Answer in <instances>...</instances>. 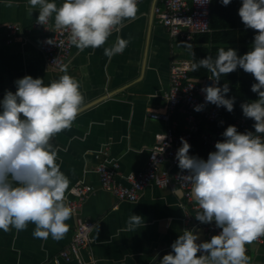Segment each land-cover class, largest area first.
I'll list each match as a JSON object with an SVG mask.
<instances>
[{
	"label": "clouds",
	"instance_id": "clouds-1",
	"mask_svg": "<svg viewBox=\"0 0 264 264\" xmlns=\"http://www.w3.org/2000/svg\"><path fill=\"white\" fill-rule=\"evenodd\" d=\"M220 2L228 6L232 0ZM241 4L242 23L257 33L251 50L239 56L232 48H220L215 58L207 56L192 67L206 69L215 82L201 89L205 102L229 113L235 98H226L230 88L227 83L218 86L221 77L238 68L254 77L251 91L258 99L241 108L244 117L254 121L255 132L240 133L228 126L207 160L189 155L191 145L181 138L176 160L181 173L188 174L180 176L181 184L172 193L183 199L187 186L197 205L195 219L201 224L214 222L222 231L209 242L197 243L199 234L183 230L159 264H251L246 246L264 236V0ZM7 6L12 7V0ZM34 10L39 13L37 24L53 21L54 30L67 33L70 44L83 52L105 46L126 21H134L138 0H63L59 6L49 0H27V14L32 16ZM129 43L117 36L104 47V55L110 61ZM60 71L64 74L47 85L32 76L18 79L17 91H8L0 101V230L19 233L33 224V238L44 241L63 239L68 231L65 222L73 212L66 196L70 180L57 163L52 140L72 127L85 106L81 83L68 74V65ZM203 108L198 105L195 111ZM142 224L143 217L131 215L122 231H136Z\"/></svg>",
	"mask_w": 264,
	"mask_h": 264
},
{
	"label": "crops",
	"instance_id": "crops-1",
	"mask_svg": "<svg viewBox=\"0 0 264 264\" xmlns=\"http://www.w3.org/2000/svg\"><path fill=\"white\" fill-rule=\"evenodd\" d=\"M49 2L59 6L63 0ZM154 4L155 0L138 3L137 18L130 23L126 21L105 46L83 52L74 47L66 63L68 74L82 85L85 106L72 127L57 134L52 144L57 149V163L70 180L67 201L73 197L74 185L94 187L78 215L95 223L90 248L80 253L83 264H159L164 255L172 252L171 245L185 229L199 234L197 243L211 239L203 226L185 221L187 201L173 195V188L150 184L137 201H119L100 187L96 171L103 161L117 162V178L127 183L129 176L143 168L150 150L165 131L164 123L150 114L166 110L171 65L177 61L194 64L195 50L208 45L195 37L189 42L171 38L154 13ZM26 5L27 0H12V7H8L7 0H0V101L8 91L15 93V81L25 76L43 79L47 85L64 74L60 69L50 68L40 51L42 28L19 33L11 43L7 41V23L31 29L37 22L39 13L34 10L29 16ZM53 23L50 20L49 32L54 31ZM117 36L130 43L123 54L109 61L104 47L111 46ZM176 118L182 126L183 114L177 113ZM214 124L199 123L193 140L196 152L210 151L203 144L206 134L219 141ZM164 167L171 173L176 170L170 163ZM131 215L143 217V224L136 231H122ZM76 219L77 215L72 213L65 222L68 231L59 241L33 238V224L19 233L14 229L0 230V264H41L52 259L71 242ZM246 248L251 264H264V236L261 242L256 240ZM61 264L79 262L72 259Z\"/></svg>",
	"mask_w": 264,
	"mask_h": 264
},
{
	"label": "built area",
	"instance_id": "built-area-1",
	"mask_svg": "<svg viewBox=\"0 0 264 264\" xmlns=\"http://www.w3.org/2000/svg\"><path fill=\"white\" fill-rule=\"evenodd\" d=\"M146 0H138V3ZM211 4L212 0H155L154 13L160 23L166 28L170 37L176 40L189 42L198 34L211 33ZM7 41L11 43L15 35L24 32H31L33 29L42 28L43 36L40 41V51L47 65L52 69H60L66 65L74 46L67 39L65 32H49L48 24L39 25L35 22L31 29H24L17 23H7L5 25ZM48 40H53V44H48ZM54 61H56L54 63ZM193 63L191 61H177L171 65V79L168 92L165 94L167 107L164 112H152L151 118L160 120L165 125V131L158 142L152 147L147 160L142 169L127 178V183L120 182L117 178L119 164L117 162L103 161L96 167L99 175L100 187L111 193L119 201L135 202L139 199L144 188L150 184L157 187H179L181 173L176 160V153L182 147L181 138H184L191 145L189 155L207 160L209 153L216 151L217 142L215 136L206 134L203 137V144L209 147L207 154H200L193 148L194 136L198 130L199 123L208 125L219 122L224 126H235L240 133L247 131L255 132L247 119L237 118L228 123L224 118H220L222 107H217L205 102V94L201 89L213 86L214 81L211 75L196 78L191 76L190 71ZM219 86V85H218ZM204 105L202 111H195V107ZM177 113H182L184 122L181 123L176 118ZM166 137V139L164 138ZM170 163L176 170L171 173L164 167ZM94 191L92 185L78 183L71 189L73 195L68 199L76 219V227L71 242L62 249L52 259L41 264H61L62 261L76 259L79 264H83L80 253L83 249H89L92 243L91 233L95 227L93 221L84 220L79 217V212L85 198ZM185 199V221H194L196 225L203 226L209 237L219 235L222 231L215 226V223L201 224L195 219L197 205L188 195L189 189L184 188ZM191 209V210H190ZM262 241V236L257 239ZM93 260V257H91Z\"/></svg>",
	"mask_w": 264,
	"mask_h": 264
},
{
	"label": "trees",
	"instance_id": "trees-1",
	"mask_svg": "<svg viewBox=\"0 0 264 264\" xmlns=\"http://www.w3.org/2000/svg\"><path fill=\"white\" fill-rule=\"evenodd\" d=\"M242 6L241 0H232L228 6H223L220 0H212L211 4V33L198 34L195 39L199 42L207 43L205 47H198L195 50L194 63L206 58L207 56L216 57L218 50L224 48H232L237 51L239 56L246 54L251 50L254 42V36L257 34L254 30L246 29L238 15L239 8ZM232 16V20L230 17ZM208 72L204 68L192 69L191 76L203 77L207 76ZM227 83L230 91L226 98H235L234 111L229 113L225 108H222L220 118H224L228 123L235 121L239 117H244L241 105L246 102L255 101L258 95L251 91V87L256 83L251 74L245 73L243 69L222 76L219 86ZM247 119V118H245ZM251 127L254 121L247 119ZM215 131L218 132V140L223 141L222 133L225 131L219 122H215ZM253 130L255 131L254 127Z\"/></svg>",
	"mask_w": 264,
	"mask_h": 264
}]
</instances>
